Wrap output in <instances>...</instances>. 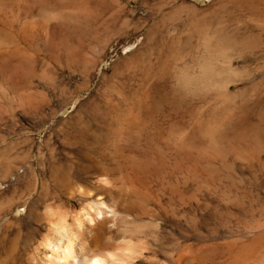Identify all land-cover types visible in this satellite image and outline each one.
Masks as SVG:
<instances>
[{"label":"rangeland","instance_id":"rangeland-1","mask_svg":"<svg viewBox=\"0 0 264 264\" xmlns=\"http://www.w3.org/2000/svg\"><path fill=\"white\" fill-rule=\"evenodd\" d=\"M261 9L0 0V264L99 202L116 264H264Z\"/></svg>","mask_w":264,"mask_h":264},{"label":"bare ground","instance_id":"bare-ground-1","mask_svg":"<svg viewBox=\"0 0 264 264\" xmlns=\"http://www.w3.org/2000/svg\"><path fill=\"white\" fill-rule=\"evenodd\" d=\"M258 5L261 4L258 3ZM260 16L261 18H264V10L262 9L260 10ZM260 32H264V31L262 30ZM96 205L97 207L95 208V210L92 211V214L88 212L87 215L83 216L82 220H79V218H76V216H75L76 219L72 218V224L73 225L76 224L75 225L76 227L75 226L70 227L69 231H71L72 235L70 232L69 233L73 237L72 241H75L76 243L80 244L79 250L89 249L96 251L98 250L101 252L100 254H97L98 256L97 255H95V257L92 256V259L98 258L102 262V264H116L118 263V260H120L121 258L117 259L116 253L108 251V248L113 245L110 236H107V234L111 232L108 230L109 227L108 224L109 225L112 224V221L115 219V217L119 215L117 213L119 210L122 209L121 208L122 205L118 203H113V205L112 204L107 205L104 202H99V204L97 203ZM84 224L87 225V228L84 227L86 229L83 228ZM54 225H55L53 226L54 232L58 233L59 231L57 230L59 223ZM68 237L69 235L66 236L64 234L63 235L61 234L60 239L55 244H52L50 242L45 243L46 247L48 248L47 250H49L51 254L50 256L47 255L49 256L48 264H87V262L91 260V258H88L86 255H83L79 252L77 253L74 249L73 242L69 240ZM133 260H135L134 262L135 264H137V257H135ZM134 262L132 264H134Z\"/></svg>","mask_w":264,"mask_h":264},{"label":"clouds","instance_id":"clouds-1","mask_svg":"<svg viewBox=\"0 0 264 264\" xmlns=\"http://www.w3.org/2000/svg\"><path fill=\"white\" fill-rule=\"evenodd\" d=\"M87 264H102L98 258H93L87 262Z\"/></svg>","mask_w":264,"mask_h":264}]
</instances>
